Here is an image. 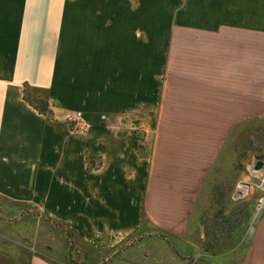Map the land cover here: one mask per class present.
I'll return each instance as SVG.
<instances>
[{
  "label": "crops",
  "instance_id": "obj_1",
  "mask_svg": "<svg viewBox=\"0 0 264 264\" xmlns=\"http://www.w3.org/2000/svg\"><path fill=\"white\" fill-rule=\"evenodd\" d=\"M22 1L0 0V47L25 61L19 96L0 86V221H42L61 256L25 264H264V214L242 196L244 168L264 176L248 170L264 163V0H75L52 73L35 56L49 26Z\"/></svg>",
  "mask_w": 264,
  "mask_h": 264
},
{
  "label": "rangeland",
  "instance_id": "obj_2",
  "mask_svg": "<svg viewBox=\"0 0 264 264\" xmlns=\"http://www.w3.org/2000/svg\"><path fill=\"white\" fill-rule=\"evenodd\" d=\"M74 1L75 0H34V6L39 7L38 12L35 8L36 13L39 14L38 16H35V18H38L37 21H41L40 19L43 18V22L46 25L48 24L49 26V30L42 31V24H38L35 21V37L39 38V41H36V43H42V39L49 41V47L44 48V55L41 56V54H35V56H37V58L39 56V59H41L46 57L45 52L49 53V70L51 71V73L57 65V51L58 43L60 41V26L59 24H56L55 18L58 17V13H65L64 8L66 9L68 7H72L74 5ZM27 2L30 3V0H27ZM20 4L24 5V2L19 3V5ZM41 7L44 9V12L45 8H49V14L47 15L48 19L46 15L43 16L39 13ZM3 37L4 32L0 30V38L2 39ZM24 62V57L19 55L18 62H14L13 64H11L8 53L0 47V86H2L4 89L12 88L14 90L12 94L17 95V97L19 96V92L22 90V83L25 79ZM11 72L12 77H10ZM9 97H13V95H8V98ZM54 104L55 102H53L51 106L54 107ZM69 113L73 112H67L64 115L58 114L56 115V118L58 117V120L63 121L65 123V117ZM244 170L246 173L243 174L242 196L243 198L244 196H248V192L250 190L247 187H250L249 184L254 187L255 194L252 198L256 200V202L254 201L255 204L252 203L250 207L252 210V214L254 216H258L257 218H259L264 214V209H262L261 211L258 210L259 206L257 202V200L264 197V176L258 180H253L250 177L247 168H244L243 171ZM248 170H252L253 172L255 170V165L254 168L252 167ZM251 196L252 193H250L248 197ZM224 203H227V201H224ZM0 204L4 206L5 209L12 208V205H8L7 202L2 199H0ZM245 205L246 204L243 203L241 207H244ZM228 208L229 207H227L226 205L223 214L229 213L230 215L235 214L236 216H238L241 212L239 210L240 208H237L235 210L234 207H231L229 211H227ZM36 209L37 208H35V210ZM219 209H222L221 204L217 206L215 205V207L211 206L210 208L212 214H218ZM48 233V227L42 221L39 220L28 221L24 223L23 221H21L19 222V224H15L9 223L3 219V221H0V264H9V261L25 264L26 261L32 262L34 258L42 259V261H52V259H61V256L59 254H49V251L47 250V247L49 245L56 247L59 245H57V243H49Z\"/></svg>",
  "mask_w": 264,
  "mask_h": 264
},
{
  "label": "trees",
  "instance_id": "obj_3",
  "mask_svg": "<svg viewBox=\"0 0 264 264\" xmlns=\"http://www.w3.org/2000/svg\"><path fill=\"white\" fill-rule=\"evenodd\" d=\"M30 88L29 86L26 87V91H25V99L37 110L39 111L40 114H43L45 116H50L51 112L49 111L48 107H49V103L47 99H41L40 94H35L32 95L29 92ZM35 90V89H34ZM40 91V90H35ZM222 209H219L218 214H223V211L225 209V206H221ZM240 215L241 216H246L249 214L250 210H249V206L245 205L244 207H241L239 209ZM243 211V212H242ZM40 217V216H39ZM45 220V218H43ZM9 264H13L11 261H9Z\"/></svg>",
  "mask_w": 264,
  "mask_h": 264
},
{
  "label": "built area",
  "instance_id": "obj_4",
  "mask_svg": "<svg viewBox=\"0 0 264 264\" xmlns=\"http://www.w3.org/2000/svg\"><path fill=\"white\" fill-rule=\"evenodd\" d=\"M65 123L71 128V132L77 135H86L90 129L89 122L82 112L69 113L65 117ZM259 211L264 209V197L258 200Z\"/></svg>",
  "mask_w": 264,
  "mask_h": 264
},
{
  "label": "water",
  "instance_id": "obj_5",
  "mask_svg": "<svg viewBox=\"0 0 264 264\" xmlns=\"http://www.w3.org/2000/svg\"><path fill=\"white\" fill-rule=\"evenodd\" d=\"M262 157H257V162L255 164V171H261L264 168V163L262 162Z\"/></svg>",
  "mask_w": 264,
  "mask_h": 264
}]
</instances>
